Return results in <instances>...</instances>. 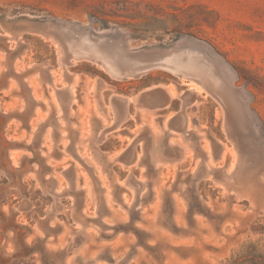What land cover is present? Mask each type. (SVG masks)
<instances>
[{"label":"rangeland","instance_id":"obj_1","mask_svg":"<svg viewBox=\"0 0 264 264\" xmlns=\"http://www.w3.org/2000/svg\"><path fill=\"white\" fill-rule=\"evenodd\" d=\"M0 264H264V0H0Z\"/></svg>","mask_w":264,"mask_h":264},{"label":"bare ground","instance_id":"obj_2","mask_svg":"<svg viewBox=\"0 0 264 264\" xmlns=\"http://www.w3.org/2000/svg\"><path fill=\"white\" fill-rule=\"evenodd\" d=\"M75 57L101 59L102 55L101 52L96 51L93 47V41L86 37L79 40ZM138 57L141 58L142 65H145V69L160 67L180 77L188 78L191 82H193V79L201 81L208 89L219 93L221 98L223 97L228 103H233V107H231V109H235L237 111L241 110L242 112H245L249 118L251 117L246 107L247 96L242 89H234L232 86L234 75L218 56L210 54L206 50L185 47L162 54L155 52L144 53ZM124 58L130 59L129 56H124ZM103 61L108 64L105 58H103ZM149 70L152 71L154 69ZM192 88L197 89L198 87L196 88L195 86H192ZM192 90L190 89V91ZM239 113L240 112H236L235 114L238 115ZM226 116L229 115L227 114ZM240 116L238 118L241 120L243 116ZM244 121L245 120L243 119V122ZM239 131L242 132L241 127Z\"/></svg>","mask_w":264,"mask_h":264},{"label":"water","instance_id":"obj_3","mask_svg":"<svg viewBox=\"0 0 264 264\" xmlns=\"http://www.w3.org/2000/svg\"><path fill=\"white\" fill-rule=\"evenodd\" d=\"M97 62H98V61H97ZM99 63H100V62H99ZM149 71H151V70H146V69H145V70H143V71L141 72V75H142V74H145V73H147V72H149ZM139 74H140V73H137L136 76H138Z\"/></svg>","mask_w":264,"mask_h":264},{"label":"crops","instance_id":"obj_4","mask_svg":"<svg viewBox=\"0 0 264 264\" xmlns=\"http://www.w3.org/2000/svg\"><path fill=\"white\" fill-rule=\"evenodd\" d=\"M74 58L76 59V57L74 56ZM77 59H80V58H77Z\"/></svg>","mask_w":264,"mask_h":264}]
</instances>
